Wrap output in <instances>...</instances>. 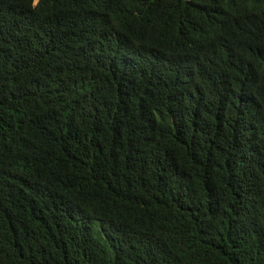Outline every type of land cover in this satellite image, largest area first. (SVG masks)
Wrapping results in <instances>:
<instances>
[{"label": "trees", "instance_id": "trees-1", "mask_svg": "<svg viewBox=\"0 0 264 264\" xmlns=\"http://www.w3.org/2000/svg\"><path fill=\"white\" fill-rule=\"evenodd\" d=\"M0 264H264V0H0Z\"/></svg>", "mask_w": 264, "mask_h": 264}, {"label": "rangeland", "instance_id": "rangeland-1", "mask_svg": "<svg viewBox=\"0 0 264 264\" xmlns=\"http://www.w3.org/2000/svg\"><path fill=\"white\" fill-rule=\"evenodd\" d=\"M35 1V0H34Z\"/></svg>", "mask_w": 264, "mask_h": 264}]
</instances>
